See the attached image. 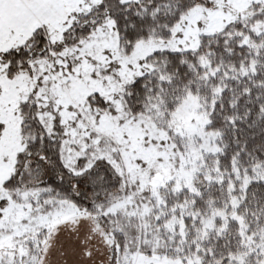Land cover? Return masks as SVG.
<instances>
[{
    "label": "snow or ice",
    "instance_id": "1",
    "mask_svg": "<svg viewBox=\"0 0 264 264\" xmlns=\"http://www.w3.org/2000/svg\"><path fill=\"white\" fill-rule=\"evenodd\" d=\"M22 2L23 0H0V35L3 34L8 9L18 7ZM198 4H203L205 8L211 6L209 0H156L155 3L148 0L147 4L144 0H95L93 13L96 15L89 13L87 23L82 26L83 33L91 36L98 30L111 29L118 37L119 45L124 46L125 54L133 51L134 46H153L151 54L139 61L144 70L125 89L127 95L124 103L129 108L132 104L140 106L133 111V115L135 111H151L154 100L163 101L160 106L167 107L169 95H178L181 91L191 93L194 88L198 91L201 87L193 79L190 66L185 60L186 57H192L195 61L201 51L200 48L193 51L194 42L186 38L187 29L193 22L192 13ZM161 17H164L163 21ZM195 23L199 28L200 22ZM260 35L264 36V33ZM72 39L79 48L80 41L75 34ZM83 39L81 36L80 40ZM33 40L37 41V49L48 44L46 36L40 30L33 34L28 44ZM28 44L0 55V67H3L4 74L9 79L13 74L28 69V62L36 59L35 55H29L30 48L25 51ZM63 47L58 44L50 45L53 52H60ZM210 54L214 53L210 51ZM109 61V69L105 75L114 74L120 67L111 57ZM151 61L156 63L150 64ZM173 61L176 62L175 66H172ZM149 66L151 71L147 70ZM73 67L74 64H66L68 72ZM243 67L246 69L248 66L245 64ZM28 71L31 74V69ZM253 72L242 78L254 79ZM239 100H243L245 104L255 103V118L252 119L249 115L253 109L245 112L243 120L239 116H229L221 100L217 104L222 113L221 122L235 137L231 146L235 159L240 161L245 156L257 159V153H264V100L257 95L253 101L252 92L248 88L243 90L241 97L230 103L236 105ZM44 101L45 96H37L33 90L18 109L22 117L20 129L24 139L14 156L11 151L7 155L0 151V169L11 168V174L6 179L0 175V264H42L43 246L48 238L55 239L60 235V229L65 225L57 221L66 209L79 214L72 221L77 228L83 222L81 217L89 215L94 219L99 216V220L95 221L98 224L100 221L108 224L112 219V191L119 189L123 181L116 157L105 154V141L98 127L100 115L95 117L94 131L81 119L80 113H76L74 120L66 121L62 107L58 106L53 111V105ZM93 101L101 110L107 108L115 115L111 104L99 94L93 93L89 97V102ZM73 111L71 107L68 108L69 113ZM217 114L214 108L213 115ZM46 115L50 117L51 123L44 118ZM15 116L16 111L12 107L5 108L3 98L0 97V144L5 138L14 135ZM260 167H264V164ZM244 168L242 175H251L252 169L247 164ZM254 186L256 191H252ZM248 192H251L254 201L264 198V184H249L245 189L246 195ZM16 205L24 206L23 212L27 218L22 219L17 226L24 227L25 231L13 234L6 224V218ZM107 234L106 230L105 237ZM111 234L113 241L109 245V264H125V258L131 256L134 249L126 251L122 231L112 230ZM5 241H8L7 245ZM86 255L90 256V253L86 252ZM128 264L132 262L129 261ZM228 264L236 262L230 260ZM260 264H264V258Z\"/></svg>",
    "mask_w": 264,
    "mask_h": 264
},
{
    "label": "rangeland",
    "instance_id": "2",
    "mask_svg": "<svg viewBox=\"0 0 264 264\" xmlns=\"http://www.w3.org/2000/svg\"><path fill=\"white\" fill-rule=\"evenodd\" d=\"M57 3L56 0H23L18 7L8 9L3 34L0 35V55L18 48L37 30L46 33L48 50L45 57L29 63L31 74L26 69L9 79L3 67H0V97L5 108L12 107L16 111L13 119L15 133L4 139L0 151L4 155L9 151L15 155L24 139L20 129L22 117L18 109L35 90L37 96H45V103L53 105V111L58 106L62 107L66 121L74 120L76 113H80L81 119L95 131V117L100 115L98 127L105 141V154L120 159L117 167L123 175L122 182L127 179L141 190L149 189L152 197L167 182L175 183L176 187L192 189L197 180L198 159L203 154H216L220 150L217 134L207 128L209 116L203 106L196 97L186 96L167 123L172 137L147 118H134L125 114L120 99L123 88L144 70L139 61L151 54L153 46L141 44L135 46L131 55L122 56L117 49V37L111 29L98 30L80 40L74 31L71 32L74 30L73 16L78 12L86 14L95 6V0H63L61 4ZM209 3L211 6L207 8L198 4L192 13L193 22L187 29L186 38L194 42V47L190 45L193 50L198 48L201 36L216 34L238 19L254 32L264 33V0H209ZM195 21L200 22L199 28ZM65 33H68L67 37ZM73 34L80 41L79 48L72 39ZM52 44L64 47L60 52H53L50 49ZM109 57L120 67L114 74L105 75L109 69ZM66 64H74L71 72L67 71ZM93 93L110 103L115 115L109 110H96L95 104L88 101ZM69 107L74 110L72 113L68 112ZM44 118L51 123L49 116ZM173 137L178 140L177 152ZM9 174L11 168L0 169V175L5 179ZM119 206L123 207L124 202ZM23 207L14 206L6 218V224L13 234L25 231L24 227H17L22 219L27 218ZM78 215L66 209L60 216L57 223L65 226L60 229L58 237L47 239L41 253L42 264H109L112 236L107 234L105 237V227L101 226V222L96 223L98 219L92 216L81 217L83 222L77 228L72 221ZM236 221L240 226L245 250L240 264H260L264 258V229L258 237L245 235L246 228L242 221L239 218ZM7 243L5 241V245ZM129 261L132 264H183L179 260L139 254L125 258V264Z\"/></svg>",
    "mask_w": 264,
    "mask_h": 264
},
{
    "label": "trees",
    "instance_id": "3",
    "mask_svg": "<svg viewBox=\"0 0 264 264\" xmlns=\"http://www.w3.org/2000/svg\"><path fill=\"white\" fill-rule=\"evenodd\" d=\"M144 3L147 4L148 0H144ZM94 7L84 15L78 14L79 12L73 14L74 30L71 32L74 31L79 38L87 36L82 32V26L87 23L89 13H93ZM163 19L161 17V21ZM35 32L19 47L28 44ZM41 33L46 36L45 32ZM260 34L238 19L216 34L201 36L198 43L201 51L195 61L192 57L185 58L193 79L201 87L198 91L194 88L191 93L181 91L178 95H169L167 107L160 106L163 101L154 100L151 111H135L133 115V111L140 106L132 104L129 108L124 103L127 95L125 89L132 81L125 84L120 96L124 113L157 123V128L165 131L169 137L173 135L167 126L170 117L186 96L196 97L209 116L207 128L217 134L220 148L218 153L203 154L198 159L197 180L192 189L176 187L175 183L167 182L152 197L149 189L141 190L137 184L129 183L126 179L119 189L112 191V219L108 224L100 222L111 236L112 230L122 231V242L126 241V251L130 248L134 249L132 254L179 260L183 264H217L218 261L220 264H228L230 260L240 264L245 250L236 218L246 228L245 235L258 237L264 229V198L254 201L251 192L247 195L245 193L249 184H264V167H260L264 164V153H257V159L245 156L237 161L231 147L235 137L231 135L230 129L223 127L222 113L217 106L222 100L225 112L229 116H239L241 120L244 119L246 111L253 109L249 115L252 119L255 118V103L245 104L243 100H239L233 105L230 102L241 97L245 88L252 92L253 101L257 95L264 100V36ZM36 44L37 41L33 40L25 49L28 51L30 48L29 55H35L36 59L32 61L47 55L45 49L48 45L37 49ZM117 49L122 56H129L133 52L125 54L118 37ZM210 51L214 54H210ZM175 63L173 61L172 66ZM245 64L248 66L246 69L243 67ZM147 70L151 71L150 66ZM249 72H253L255 78L243 79ZM19 73L13 74L11 78ZM95 107L99 112L108 110ZM214 108L217 115H213ZM172 139L176 143L177 152L178 140L175 137ZM116 160L120 163V159ZM245 164L252 169L251 175H242ZM252 191H256L255 186ZM122 202L125 207H117ZM95 218L99 220V216ZM112 241L113 237L110 238V243Z\"/></svg>",
    "mask_w": 264,
    "mask_h": 264
},
{
    "label": "crops",
    "instance_id": "4",
    "mask_svg": "<svg viewBox=\"0 0 264 264\" xmlns=\"http://www.w3.org/2000/svg\"><path fill=\"white\" fill-rule=\"evenodd\" d=\"M58 3V5H59V3L61 4L62 2H63V0H56ZM65 5V4H64ZM62 6V5H61ZM63 7V6H62ZM65 8V7H64Z\"/></svg>",
    "mask_w": 264,
    "mask_h": 264
}]
</instances>
